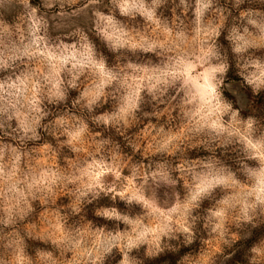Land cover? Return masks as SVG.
Listing matches in <instances>:
<instances>
[{
    "label": "rangeland",
    "instance_id": "374dc122",
    "mask_svg": "<svg viewBox=\"0 0 264 264\" xmlns=\"http://www.w3.org/2000/svg\"><path fill=\"white\" fill-rule=\"evenodd\" d=\"M264 264V0H0V264Z\"/></svg>",
    "mask_w": 264,
    "mask_h": 264
},
{
    "label": "trees",
    "instance_id": "16d2710c",
    "mask_svg": "<svg viewBox=\"0 0 264 264\" xmlns=\"http://www.w3.org/2000/svg\"><path fill=\"white\" fill-rule=\"evenodd\" d=\"M168 264H174V259H170V261L168 262Z\"/></svg>",
    "mask_w": 264,
    "mask_h": 264
}]
</instances>
